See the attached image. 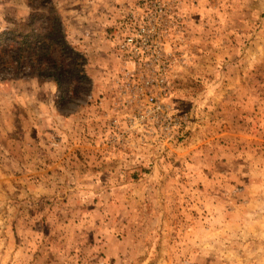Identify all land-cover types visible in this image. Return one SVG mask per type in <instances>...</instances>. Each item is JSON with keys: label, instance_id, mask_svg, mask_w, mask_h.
Segmentation results:
<instances>
[{"label": "rangeland", "instance_id": "rangeland-1", "mask_svg": "<svg viewBox=\"0 0 264 264\" xmlns=\"http://www.w3.org/2000/svg\"><path fill=\"white\" fill-rule=\"evenodd\" d=\"M63 1L43 0L80 68L0 79V264H264V0H166L184 119L167 135L129 124L116 89L132 0H108L91 61ZM32 12L0 0V31Z\"/></svg>", "mask_w": 264, "mask_h": 264}, {"label": "built area", "instance_id": "built-area-1", "mask_svg": "<svg viewBox=\"0 0 264 264\" xmlns=\"http://www.w3.org/2000/svg\"><path fill=\"white\" fill-rule=\"evenodd\" d=\"M122 9L112 39L121 63L116 89L122 105L132 110L127 122L156 126L167 135L171 127L184 122L169 103L175 59L168 46L181 17L166 0H132Z\"/></svg>", "mask_w": 264, "mask_h": 264}, {"label": "trees", "instance_id": "trees-1", "mask_svg": "<svg viewBox=\"0 0 264 264\" xmlns=\"http://www.w3.org/2000/svg\"><path fill=\"white\" fill-rule=\"evenodd\" d=\"M28 5L33 12L26 21L0 31V79L30 75L58 84L53 70L64 72L67 67L80 66L68 65L63 53L66 43L62 36L55 35V21L60 22L56 9L43 0H28ZM59 29L61 32L60 24Z\"/></svg>", "mask_w": 264, "mask_h": 264}, {"label": "crops", "instance_id": "crops-1", "mask_svg": "<svg viewBox=\"0 0 264 264\" xmlns=\"http://www.w3.org/2000/svg\"><path fill=\"white\" fill-rule=\"evenodd\" d=\"M121 1L116 0V2ZM63 2L66 36L73 42L77 38H81L80 43H86V51L89 52L87 55L91 61L93 57L92 52L88 51L89 42L92 45L99 44V40L103 38L104 28L108 24V18L113 14L114 8L110 7L112 5L108 0H76L75 3L74 0H64ZM83 46L85 47V44Z\"/></svg>", "mask_w": 264, "mask_h": 264}]
</instances>
